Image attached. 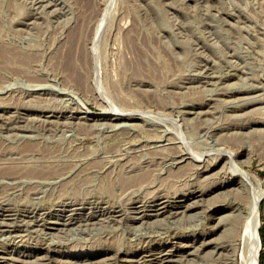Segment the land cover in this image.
I'll return each mask as SVG.
<instances>
[{
	"label": "rangeland",
	"instance_id": "rangeland-1",
	"mask_svg": "<svg viewBox=\"0 0 264 264\" xmlns=\"http://www.w3.org/2000/svg\"><path fill=\"white\" fill-rule=\"evenodd\" d=\"M1 1V42L31 52L34 59L27 73L17 64H10L11 73L0 72V167L36 165L62 170L67 176L60 174L62 178L48 182L40 177L18 176L23 178L17 177L20 182L15 177L0 179V264H31L40 257L52 264H160L154 259L160 256L159 249L178 251L182 245L187 247L173 256L167 253L169 259L162 264H230L218 249L219 238L230 225L219 227L217 219L223 212H214L212 205L234 198L238 204L224 214L230 213L240 226L231 264L242 263L246 203L256 189H264V0ZM8 1L16 8L22 6L26 15L15 17L7 9ZM78 27L81 33L73 49L78 59L70 73L63 61H67L68 37ZM85 112L123 118L85 120ZM26 142L34 151L19 150V154L16 148ZM227 152L236 155L250 179L229 192L190 195L221 178L222 163L215 171L201 170L218 163ZM151 158L157 163L149 185L116 188L113 194L104 190L129 163L145 168ZM72 183L81 184L82 203L72 194ZM249 188L255 189L251 193ZM179 199L193 203V208H174ZM158 202L169 204L163 215H155L153 204ZM259 218V264H264V196ZM87 255L91 262L78 258Z\"/></svg>",
	"mask_w": 264,
	"mask_h": 264
},
{
	"label": "bare ground",
	"instance_id": "bare-ground-1",
	"mask_svg": "<svg viewBox=\"0 0 264 264\" xmlns=\"http://www.w3.org/2000/svg\"><path fill=\"white\" fill-rule=\"evenodd\" d=\"M4 1V0H3ZM15 1V0H14ZM37 1V0H36ZM50 1V0H49ZM48 1V2H49ZM23 2H24V0H23ZM26 2V1H25ZM46 2V1H45ZM51 2V1H50ZM7 3V5H8V8L7 9H9V11L10 12H12L13 14H15V17H17V18H21V17H24L25 15H26V13H25V10H24V8L22 7V6H20V5H18V7L16 8V5L14 6V5H12V2L11 1H8V2H6ZM15 4H18V3H15ZM28 4V3H27ZM26 4V5H27ZM3 4H2V1L0 0V8H1V6H2ZM36 5V4H35ZM33 6V5H32ZM89 6V5H88ZM30 7H31V5H30ZM18 8H20V9H18ZM35 8V7H34ZM1 11V10H0ZM7 11V10H6ZM30 11V10H29ZM98 12V11H97ZM87 13V12H86ZM88 14V13H87ZM94 15V14H93ZM37 17V16H36ZM81 18V17H80ZM22 19V18H21ZM93 19V18H92ZM25 20V19H24ZM37 20V19H36ZM29 21V20H28ZM31 21V20H30ZM85 21H86V19H85ZM34 24V23H33ZM93 24V23H92ZM89 26V25H88ZM72 28V27H71ZM89 29V28H88ZM126 30V29H125ZM129 30H131V29H129ZM93 31V30H92ZM97 31V30H96ZM127 31V30H126ZM128 32H130V31H128ZM128 32H126L125 34H127ZM80 33H81V28L80 27H78L77 29H75L74 31H72L71 33H70V35H69V39H68V52L66 53L67 55H66V58L65 59H67V61L65 60V61H63V62H67V63H65V64H67L66 66L67 67H65V68H68L67 70L68 71H70L69 70V68H73V67H76V66H74V61L76 60L75 59V57H76V55H77V53H76V55L74 54L75 52H73V49H75L74 48V46H75V44L77 45V39H78V37H79V35H80ZM131 33H134V32H131ZM87 35V34H86ZM129 36V35H128ZM127 36V37H128ZM131 37H132V35H131ZM135 37V36H134ZM84 38V37H83ZM129 40V39H128ZM2 40L0 39V72L1 73H3V72H5V73H11V69H10V64H17L19 67H21V68H17V69H22L23 70V72L26 70V73H27V70L29 69V68H32V67H30V66H32V64H31V62H33V59H34V57H33V55L32 54H30L29 52H25L23 49H17V48H11L10 46H9V44L8 45H6L5 43H3V42H1ZM130 42H131V39H130ZM134 42V41H133ZM132 43V42H131ZM135 43V42H134ZM83 44H84V41H83ZM136 44V43H135ZM86 45V44H85ZM61 48V47H60ZM62 49V48H61ZM137 49V48H136ZM29 51V50H28ZM80 52V51H79ZM65 55V54H64ZM79 55V54H78ZM80 55H82L81 53H80ZM60 57V56H59ZM77 58V57H76ZM82 58H84L83 56H82ZM78 59V58H77ZM62 60V59H61ZM80 60V59H79ZM81 60H84V59H81ZM88 60V59H87ZM82 62V61H81ZM75 64H77V61H76V63ZM36 66V65H35ZM61 66H63V65H61ZM77 66H79V65H77ZM87 66V65H86ZM15 67V66H14ZM84 67V66H83ZM203 68V67H202ZM16 69V70H17ZM144 69V68H143ZM15 70V69H14ZM15 70V71H16ZM22 70H20V72L22 71ZM64 70V69H63ZM73 70V69H72ZM75 70H76V68H75ZM32 71V70H31ZM19 72V73H20ZM72 71H70V73H71ZM141 72V71H140ZM25 73V74H26ZM33 73V72H32ZM157 73V72H156ZM15 74V73H14ZM18 74V73H17ZM21 74V73H20ZM24 74V73H23ZM30 74V73H29ZM139 74V73H138ZM137 74V75H138ZM1 76V75H0ZM71 76V75H70ZM78 76V75H77ZM144 76V75H143ZM147 76V75H146ZM152 76V75H151ZM210 76V75H209ZM4 77V76H3ZM30 78V77H29ZM38 78V77H37ZM66 78V77H65ZM75 78V77H74ZM33 79V78H32ZM40 80V79H39ZM195 80V79H194ZM2 77H0V84L2 83ZM33 81V80H32ZM134 81V80H133ZM152 81V80H151ZM193 81V80H192ZM159 82V81H158ZM29 83V82H28ZM31 84H32V82H30ZM85 83V82H84ZM161 83V82H160ZM37 84H38V82H37ZM42 84V83H41ZM81 84V83H80ZM39 85V84H38ZM2 87H3V84H2ZM7 87V86H6ZM79 87V86H78ZM152 88V87H151ZM82 89V88H81ZM133 89V88H132ZM149 89V88H148ZM2 90V89H1ZM136 90H137V88H136ZM140 90V89H139ZM9 91V90H8ZM150 91V90H149ZM148 91V92H149ZM146 93V92H145ZM135 95V94H134ZM41 96V95H40ZM139 97V96H138ZM33 98V97H32ZM144 99V98H143ZM206 99V98H205ZM41 100V99H40ZM151 100H152V98H151ZM150 100V101H151ZM192 100V99H191ZM198 100V99H197ZM7 102V101H6ZM125 103V102H124ZM202 103V102H201ZM8 105V104H7ZM10 105V104H9ZM128 106V105H127ZM22 108H19V109H22V110H26V108H24L23 106H21ZM15 108H17V107H15ZM129 108V107H128ZM153 108V107H152ZM87 109H89V108H87ZM124 109V108H123ZM135 109V108H134ZM160 109V108H159ZM158 109V110H159ZM200 109V108H199ZM140 110V109H139ZM142 110V109H141ZM149 110V109H148ZM18 111V110H17ZM75 111V110H74ZM78 111V110H77ZM201 111V110H200ZM245 111V110H244ZM16 112V111H15ZM126 112H128V111H126ZM206 112V111H205ZM2 114V113H1ZM81 115V114H80ZM116 115V114H115ZM114 115V116H115ZM123 115V114H122ZM12 116V115H11ZM11 116H10V118H11ZM8 117V116H7ZM23 117V116H22ZM32 117V116H31ZM68 117V116H67ZM127 117H129V115H127ZM30 118V117H29ZM48 118V117H47ZM123 117H121V116H119V115H116L115 117H112L111 115H107V114H103V113H98V114H94V115H91V114H89V113H84V116H83V119H85V120H90V119H106V120H112V121H114V120H120L121 121V119H122ZM131 118V117H130ZM35 119V118H34ZM19 120V119H18ZM1 121V120H0ZM3 121V120H2ZM41 121V120H40ZM123 121V120H122ZM259 120L257 119V121L256 122H258ZM16 122V121H15ZM44 122V121H43ZM86 122V121H85ZM103 122V121H102ZM108 122V121H107ZM106 122V123H107ZM255 122V121H254ZM63 123V122H62ZM72 123V122H71ZM125 123V122H124ZM53 124V123H52ZM74 124H76V123H74ZM153 124V123H152ZM42 125V124H41ZM49 125V124H48ZM61 125V124H60ZM96 125V124H95ZM102 125V124H101ZM74 126V125H73ZM82 126H84V125H82ZM97 126V125H96ZM104 126V125H103ZM47 127H49V126H47ZM55 127V126H54ZM65 127V126H64ZM75 127V126H74ZM77 127H79V126H77ZM109 127V126H108ZM146 127V126H145ZM264 127V126H263ZM43 128V127H42ZM62 128V127H61ZM80 128H81V130L80 131H82L81 133L83 134V133H86V128H84V127H81L80 126ZM93 128V127H92ZM110 128V127H109ZM230 128V127H229ZM46 129V128H45ZM52 129V128H51ZM63 129V128H62ZM73 129V128H72ZM71 129V130H72ZM75 129V128H74ZM77 130V129H76ZM108 130V129H107ZM13 131V130H12ZM43 131V130H42ZM73 131V130H72ZM146 131V130H145ZM149 131V130H148ZM230 131V130H229ZM89 133H90V131H88ZM150 132V131H149ZM54 133V132H53ZM152 133V132H151ZM42 134V133H41ZM90 135V134H89ZM146 135V134H145ZM85 136V135H84ZM92 136V135H91ZM162 136V135H161ZM27 140V139H26ZM174 140V139H173ZM31 142V141H30ZM36 142V141H35ZM32 143V142H31ZM40 143V142H39ZM34 144V146L36 147V145H35V143H33ZM32 144V145H33ZM153 144V143H152ZM145 145V144H144ZM155 145V144H154ZM0 146H1V144H0ZM41 146V145H40ZM17 147V146H16ZM34 147V148H35ZM110 147V146H109ZM31 148V145L29 144V143H25V144H22V146L21 147H17L16 149L18 150V152H19V154H20V151L22 150H24V151H26V150H32V149H30ZM40 148V147H39ZM120 148V147H119ZM119 148H117V149H119ZM136 148V147H135ZM143 148V147H142ZM2 149V148H1ZM1 149H0V155H1ZM14 149V148H13ZM64 149V148H63ZM107 149V148H106ZM174 149V148H173ZM3 150V149H2ZM11 149H9V151H10ZM20 150V151H19ZM39 150V149H38ZM43 150V149H42ZM42 150H41V153H42ZM58 150V149H57ZM108 150V149H107ZM111 150V149H110ZM141 150V149H140ZM151 150V149H150ZM162 150V149H161ZM24 151H23V153H24ZM33 151H34V149H33ZM144 151V150H143ZM167 151V150H166ZM168 151H170V150H168ZM172 151V150H171ZM174 151V150H173ZM176 151V150H175ZM186 151V150H185ZM14 152V151H13ZM16 152V151H15ZM31 152V151H30ZM67 152V151H66ZM165 152V151H164ZM22 153V152H21ZM80 153V152H79ZM155 153V152H154ZM172 153H174V152H172ZM171 153V154H172ZM7 154H9V153H7ZM6 154V155H7ZM19 154H17V155H19ZM26 154V153H25ZM52 154V153H51ZM63 154V153H62ZM69 154V153H68ZM114 154V153H113ZM122 154V153H121ZM158 154V153H157ZM166 154V153H165ZM174 154H176V153H174ZM179 154H180V152H179ZM185 154V153H184ZM184 154H181L180 155V158L181 159H184V156H186V155H184ZM9 155H12V153L11 154H9ZM14 155V154H13ZM22 155H24V154H22ZM33 155V154H32ZM45 155V154H44ZM153 155H155V154H153ZM158 155H160V154H158ZM157 155V156H158ZM167 155V154H166ZM178 155V154H177ZM27 156H29V155H27ZM60 156V155H59ZM118 156V155H117ZM120 156V155H119ZM156 156V157H157ZM169 157H170V154L168 155ZM173 156V155H172ZM3 157V156H2ZM9 157V156H8ZM11 157V156H10ZM23 157V156H22ZM35 157V156H34ZM38 157V156H37ZM81 157V156H80ZM148 157V156H147ZM150 157V156H149ZM148 157V158H149ZM152 157V156H151ZM163 157H165V155L163 156ZM163 157H162V160H163ZM176 157V156H175ZM16 158V157H15ZM21 158V157H20ZM25 157H23V158H21V159H24ZM54 158V157H53ZM135 158V157H134ZM137 158V157H136ZM139 158V157H138ZM146 158V157H145ZM166 158V157H165ZM168 158V157H167ZM171 158V157H170ZM169 158V159H170ZM178 158V157H177ZM1 159V158H0ZM21 159H20V161H21ZM26 159V158H25ZM49 159V158H48ZM79 159V158H78ZM87 159V158H86ZM104 159V158H103ZM102 159V160H103ZM142 159V158H141ZM158 159V158H157ZM4 160V159H3ZM6 160V159H5ZM8 160H10V158L8 159ZM14 160V159H13ZM46 160V159H45ZM68 160H71V159H68ZM67 160V161H68ZM126 160V159H125ZM133 161L135 160V159H132ZM136 160H139V159H136ZM135 160V161H136ZM144 160V159H143ZM172 160V159H171ZM175 160V159H174ZM217 160V159H216ZM1 161V160H0ZM15 161V160H14ZM16 161H18L17 160V158H16ZM33 161V160H32ZM44 161V160H43ZM127 161V160H126ZM130 161H131V159H130ZM180 161V160H179ZM178 161V162H179ZM4 162V161H3ZM29 162V161H28ZM36 162H38V161H36ZM50 162V161H49ZM63 162V161H62ZM98 162V161H97ZM102 162H104V161H102ZM101 162V163H102ZM123 162H125V161H123ZM214 162V161H213ZM5 163V162H4ZM3 163V164H4ZM9 163V162H8ZM15 163V162H14ZM14 163H12V164H14ZM32 163V162H31ZM43 163H45V161L43 162ZM60 163V162H59ZM72 163V162H71ZM143 163H144V161H143ZM147 163V162H146ZM157 163V161L155 162V160H153L152 158H151V160H149V162L147 163V164H145V168H143V166H141V164H139V163H136V162H131V163H129L127 166H126V168H124L123 169V171H121L120 173H117L116 174V176L114 177V179H110L105 185H104V188H106V189H104V190H108V192L110 193V194H113V191L116 189V188H121V189H124V190H127V189H133V188H137V187H141V186H143L144 184H148L149 183V181L151 180V175H152V170H153V168H154V165ZM164 163H165V161H164ZM168 163H169V161H168ZM175 163H177V162H175ZM181 163V162H180ZM193 163V162H192ZM221 163H222V167L220 168V170H219V172L218 173H223L221 176H218V177H221L220 179H218L216 182H214V184H212L210 187L209 186H206V187H209V188H203L202 190H198V191H195V192H192L190 195H192L193 197L194 196H202V195H204L205 193L207 194H209V193H213V192H215V195L216 194H219L220 192H221V190H223L224 192L225 191H231V190H233V186H235V185H237L239 182H241V181H243V180H246V179H250V177H249V174H247L244 170H243V168L241 167L242 165H240L241 163H239L238 162V160H236V155L234 154V153H232V152H227V153H223L222 155H221V159H220V161L218 162V163H216V164H214V165H211V166H209V164H208V166H207V168L206 169H204V170H201V171H203V172H209V171H213L216 167H218V166H220L221 165ZM244 163V162H243ZM1 164V163H0ZM33 164H35V163H33ZM36 164H38V163H36ZM42 164V163H41ZM48 164V163H47ZM104 164V163H103ZM205 164V163H204ZM2 165V164H1ZM11 164H9V166H7L6 165V167L4 166V167H0V179H4V178H12L13 180H14V177L16 178V180H19L21 177H18V176H23L24 178L25 177H29L28 178V180L30 179V177L32 178L33 177V179L35 180V178L37 179V177L39 178H44V180L46 179V181H44L43 180V182H48V181H50L49 179H52V178H54V179H56L57 178V176H59L60 174H62V173H64V172H62V170H59V169H46V168H38V167H36V165H35V167H33V168H29V169H22V168H18V167H12V166H10ZM17 165V164H16ZM15 165V166H16ZM24 165V164H23ZM22 165V166H23ZM61 165H63L62 163H61ZM70 165V164H69ZM74 165V164H73ZM86 165V164H85ZM102 165V164H101ZM122 165V164H121ZM172 165V164H171ZM192 165V164H191ZM227 165V166H226ZM38 166V165H37ZM45 166V165H44ZM43 166V167H44ZM55 166V165H54ZM53 166V167H54ZM56 166H58V164H56ZM60 166V165H59ZM157 167H158V165H156ZM165 165H163V167H164ZM206 166V165H205ZM30 167V166H29ZM64 167V166H63ZM99 167V166H98ZM177 167H179V166H177ZM186 167V166H185ZM52 168V167H51ZM55 168H58V167H55ZM62 168V167H61ZM60 168V169H61ZM162 168V167H161ZM75 169V168H74ZM84 169V168H83ZM82 169V170H83ZM121 169V168H120ZM119 169V170H120ZM155 169V168H154ZM65 170V169H64ZM70 170V169H69ZM118 170V169H117ZM116 171V170H115ZM114 171V172H115ZM156 172H157V170H155ZM215 171V170H214ZM74 172V171H73ZM83 173V172H82ZM86 173V172H85ZM94 173V172H93ZM111 173V172H110ZM66 174V173H65ZM65 174H62V177H63V175H65ZM77 174V173H76ZM113 174V173H112ZM115 174V173H114ZM217 174V173H216ZM81 175V174H80ZM79 175V176H80ZM108 175V174H107ZM155 175V174H154ZM171 175V174H170ZM174 175V174H173ZM192 175V174H191ZM213 175V174H212ZM211 175V176H212ZM218 175V174H217ZM216 175V176H217ZM65 176H67V175H65ZM165 176V175H164ZM166 176H167V174H166ZM210 176V177H211ZM17 177L19 178V179H17ZM62 177H60L59 176V178H62ZM76 177H77V175H75V179H76ZM83 177H84V175H83ZM86 177H89V175L88 176H86ZM90 177H92V176H90ZM108 177H109V175H108ZM107 177V178H108ZM182 177V176H181ZM85 178V177H84ZM106 178V179H107ZM111 178V177H110ZM153 178V177H152ZM166 178V177H165ZM164 178V179H165ZM217 178V177H216ZM26 179V178H25ZM24 179V180H25ZM79 179V178H78ZM78 179H76V180H78ZM83 179V178H82ZM105 179V178H104ZM162 179V178H161ZM182 179V178H181ZM8 180H10V179H8ZM13 180H10V181H13ZM21 180V179H20ZM20 180H19V182H20ZM22 180H23V178H22ZM21 180V181H22ZM53 180V179H52ZM58 180V179H57ZM87 180V179H86ZM85 180V182H87ZM89 180V179H88ZM93 180V179H92ZM91 180V181H92ZM183 180V179H182ZM253 180V179H252ZM254 180H256V179H254ZM253 180V181H254ZM33 181V180H32ZM53 181H55V180H53ZM67 181V180H66ZM65 181V183H67ZM82 181L83 180H81V183H82ZM94 181H97V180H94ZM105 181H107V180H105ZM104 181V182H105ZM202 181V180H201ZM247 181V180H246ZM34 182V181H33ZM42 182V181H41ZM74 182V181H73ZM84 182V181H83ZM88 182H90V181H88ZM245 182V181H244ZM63 183V182H62ZM69 183H70V181H69ZM68 183V184H69ZM75 183V182H74ZM78 183V182H77ZM242 183V182H241ZM240 183V184H241ZM258 183H259V181H258ZM64 184V183H63ZM63 184H62V187H63V189H64V186L66 185H64L63 186ZM67 184V185H68ZM76 184V183H75ZM85 183H83V185H84ZM92 184H94L93 182H92ZM96 184V183H95ZM163 184V183H162ZM210 184V183H209ZM247 184V183H246ZM249 184V183H248ZM4 185V184H3ZM41 185V184H40ZM81 185V184H80ZM76 186V187H74V184L72 183L71 184V186H73L74 188H72L73 189V192H72V194L74 193L75 195V198H78L79 200L80 199H82V198H80L81 196H80V193H81V190H83V189H81V186ZM86 185V184H85ZM149 185V184H148ZM158 185V184H157ZM206 185H207V183H206ZM48 186V185H47ZM70 186V185H69ZM97 186V185H96ZM145 186V185H144ZM179 186V185H178ZM252 186V185H251ZM260 186V185H259ZM21 187V186H20ZM35 187V186H34ZM37 187L38 186H36V188L35 189H37ZM45 187H46V185H45ZM84 187H87V186H84ZM84 187H82V188H84ZM94 187V186H93ZM146 187V186H145ZM144 187V188H145ZM157 187V186H156ZM164 187V186H163ZM189 187V186H188ZM255 187V186H254ZM7 188V187H6ZM29 188V190H30V187H28ZM27 188V189H28ZM89 188V187H88ZM202 188V187H201ZM239 188V187H238ZM256 188H257V186H256ZM63 189H61V192L63 191ZM65 189H67V187L65 188ZM69 189H70V187H69ZM68 189V190H69ZM87 189V188H86ZM95 189V188H94ZM96 189H98V186H97V188ZM103 189V188H102ZM199 189V188H198ZM250 189V188H249ZM253 189H255V188H253ZM253 189H250V192H251V190H253ZM60 190V189H59ZM67 190V191H68ZM89 191H92L91 189H88ZM118 190V189H117ZM120 190V189H119ZM149 190V189H148ZM166 190V189H165ZM196 190V189H195ZM220 190V192H218V193H216V191H219ZM31 191L32 190H30V193H31ZM41 191V190H40ZM94 191V190H93ZM96 191V190H95ZM94 191V192H95ZM121 192H118L117 191V193H121L122 194V190H120ZM243 191V190H242ZM18 192H20V191H18ZM25 192H27L26 190H25ZM34 192H36V191H34ZM37 192H38V190H37ZM70 192V191H69ZM68 192V193H69ZM87 192V191H86ZM99 192V191H98ZM101 192V191H100ZM102 192H103V190H102ZM105 192H107V191H105ZM105 192H103L102 194H105ZM134 192V191H133ZM139 192V191H138ZM165 192V191H164ZM28 193V192H27ZM45 193V192H44ZM52 193V192H51ZM50 193V194H51ZM65 193V192H64ZM67 193V192H66ZM89 193V192H88ZM87 193V194H88ZM109 193H108V195H109ZM135 193V192H134ZM252 193V192H251ZM32 194V193H31ZM35 194V193H34ZM41 194V193H40ZM39 194V195H40ZM48 194V193H47ZM84 194V193H83ZM83 194H82V196H83ZM87 194H85V195H87ZM90 194V193H89ZM93 194V193H92ZM96 194V193H95ZM101 194V193H100ZM128 194H130V193H128ZM139 194V193H138ZM145 194V193H144ZM177 194V193H176ZM187 194V193H186ZM199 194V195H198ZM231 194V193H230ZM248 194H250L249 192H248ZM38 195V196H39ZM71 195V194H70ZM98 195H99V193H98ZM106 195V194H105ZM164 195V194H163ZM168 195V194H167ZM167 195H166V197H167ZM171 195V194H170ZM240 195H241V193H240ZM18 196V195H17ZM49 196V195H48ZM62 196V195H61ZM79 196V197H78ZM90 196V195H89ZM95 196V195H94ZM93 196V197H94ZM118 196V195H117ZM116 196V197H117ZM120 196V195H119ZM134 195H132V197H133ZM139 196V195H138ZM145 196V195H144ZM161 196V195H160ZM159 196V197H160ZM169 196V195H168ZM175 196V195H174ZM249 196V195H248ZM263 196H264V189H262V190H259V188H258V190L256 189L252 194H250V196H249V198H248V204L246 203V205H247V208H246V210H247V212H246V220H245V223H244V245H243V247H242V259H241V257H240V259H241V261H242V263H239V264H259V251H260V248H261V241H260V238H259V235H258V229H259V225H260V218H259V203H260V200L263 198ZM3 197V196H2ZM63 197V196H62ZM61 197V198H62ZM66 197V196H65ZM97 197V196H96ZM98 197H100V195L98 196ZM97 197V198H98ZM102 197V196H101ZM105 197V196H104ZM109 197V196H108ZM108 197H106V198H108ZM143 197V196H142ZM155 197V196H154ZM154 197H151V198H149L150 200H153L154 199ZM158 197V196H157ZM241 197V196H240ZM4 198V197H3ZM19 198V197H18ZM44 198H45V196H44ZM70 198V197H69ZM74 198V199H75ZM84 198V197H83ZM95 198V197H94ZM111 198V197H110ZM118 198V197H117ZM116 198V199H117ZM136 198V197H135ZM175 198V197H174ZM211 198V197H210ZM242 198V197H241ZM2 199V198H1ZM6 199V198H5ZM71 199V198H70ZM91 199H92V197H91ZM96 199V198H95ZM103 199V198H102ZM109 199V198H108ZM118 199H120V198H118ZM166 199V198H165ZM164 199V200H165ZM168 199V198H167ZM166 199V200H167ZM192 199V198H191ZM195 199V198H194ZM200 199V198H199ZM247 199V198H246ZM83 200H85V199H82V200H80L81 201V203H82V201ZM87 200V199H86ZM99 199H97V201H98ZM110 200V199H109ZM168 200H170V199H168ZM17 201V200H16ZM20 201V200H19ZM77 201V200H76ZM75 201V202H76ZM93 201V200H92ZM96 201V200H95ZM96 201V202H97ZM111 201V200H110ZM109 201V202H110ZM113 201V200H112ZM206 201V200H205ZM6 202V201H5ZM55 202V201H54ZM73 202V201H72ZM91 202V201H90ZM103 202H106V199H105V201L103 200ZM115 202V201H114ZM120 202H122V201H120ZM146 202V201H145ZM144 202V203H145ZM150 202V201H149ZM154 202V201H153ZM156 202V201H155ZM166 202V201H165ZM165 202H158L157 204H153V203H151V204H153L154 205V207H156V214L155 215H163L165 212H167L168 210H169V204H165ZM200 202V201H199ZM28 203V202H27ZM33 203V202H32ZM89 203V202H88ZM92 203H94V202H92ZM107 203V202H106ZM171 203V202H170ZM189 203H191V202H189ZM196 203V202H195ZM240 203V202H239ZM72 204V203H71ZM70 204V205H71ZM107 204H109V203H107ZM115 204V203H114ZM121 204H123V203H121ZM131 204V203H130ZM142 204V203H141ZM150 204V203H149ZM236 204H238V201H237V199L236 198H234V200H232V201H229L228 199H223V200H220V202H217V203H215V205L213 204L212 206H213V211L214 212H216V213H219V212H223V214L222 215H219V219H217L218 220V223H219V227H222V226H224V227H226L227 225H230V227L229 228H227V232H225L222 236H220V241H219V243H218V246H219V250H220V255H222L221 257H223V259L224 260H226L227 261V263H232L233 261H235L234 260V258H235V254H236V243H235V241L237 240V236L239 235L238 234V232H240V231H237L236 232V230H237V228H239L240 226L238 225V223H237V221L236 220H234V219H232V218H230V213H228V214H224V212H226V211H233V208H235L234 206L236 205ZM124 206H125V204H123ZM123 205H121V206H123ZM127 205V204H126ZM140 205V204H139ZM143 205V204H142ZM27 206V205H26ZM78 206H80L79 204H78ZM85 206V205H84ZM87 206V205H86ZM99 206V205H98ZM101 206V205H100ZM103 206V205H102ZM113 206V205H112ZM115 206V205H114ZM120 206V207H121ZM129 206V205H128ZM135 206V205H134ZM149 206V205H148ZM193 203H191V204H185V200H178L177 202H175V204H174V208H176V209H179V208H183V210L184 211H186V210H190V209H192L193 208ZM21 207V206H20ZM44 207V206H43ZM74 207V206H73ZM72 207V208H73ZM76 207V206H75ZM90 207H91V205H90ZM105 207V206H104ZM103 207V208H104ZM109 207V206H108ZM119 207V206H118ZM126 207V206H125ZM124 207V208H125ZM142 207V206H141ZM203 207V206H202ZM242 207V206H241ZM3 208V207H2ZM62 208V207H61ZM69 208V207H68ZM80 208V207H79ZM86 208V207H85ZM122 208V207H121ZM144 208V207H143ZM29 209V208H28ZM54 209V208H53ZM83 209V208H82ZM88 209H89V207H88ZM106 209V208H105ZM116 209V208H115ZM133 209V208H132ZM8 210V209H7ZM73 210H75V209H73ZM97 210V209H96ZM95 210V211H96ZM99 210V209H98ZM111 210H113V208L111 207ZM140 210H141V208H140ZM28 211V210H27ZM72 211V210H71ZM110 211V210H109ZM115 211H117V210H115ZM131 211V210H130ZM135 211V210H134ZM138 211V210H137ZM176 211V210H175ZM1 212V211H0ZM10 212V211H9ZM8 212V213H9ZM12 212V211H11ZM45 212V211H44ZM92 212V211H91ZM98 212V211H97ZM102 212H104L103 210H102ZM101 212V213H102ZM106 212V211H105ZM143 212V211H142ZM170 213H171V211H169ZM172 212H174V210L172 211ZM4 213H6V212H4ZM40 213V212H39ZM99 213V212H98ZM119 213V212H118ZM148 213V212H147ZM178 213V212H177ZM186 213V212H185ZM16 214V213H15ZM74 214V213H73ZM95 214V213H94ZM105 214H107V213H105ZM110 214H111V212H110ZM109 214V215H110ZM135 214V213H134ZM245 214V213H244ZM90 215V214H89ZM97 215V214H96ZM133 215V214H132ZM151 215V214H150ZM166 215V214H165ZM7 216V215H6ZM47 216V215H46ZM68 216V215H67ZM72 216V215H71ZM82 216H85V215H82ZM95 216V215H94ZM98 216V215H97ZM102 216V215H101ZM114 216V215H113ZM130 216H131V213H130ZM129 216V217H130ZM138 216V215H137ZM145 215H140V216H138L139 218H142V217H144ZM147 216V215H146ZM13 217V216H12ZM11 217V218H12ZM78 217V216H77ZM92 217V216H91ZM108 217V216H107ZM136 217V216H135ZM138 217H136V218H138ZM177 217V216H176ZM241 217V216H240ZM69 218V217H68ZM71 218V217H70ZM82 218V217H81ZM90 218V217H89ZM101 218V217H100ZM103 218H105V217H103ZM132 218V217H131ZM138 218V219H139ZM213 218V217H212ZM218 218V217H217ZM26 219V218H25ZM37 219V218H36ZM79 219H80V217H79ZM78 219V220H79ZM88 219V218H87ZM87 219H86V221H87ZM109 219V218H108ZM108 219H105V220H107L108 221ZM115 219V218H114ZM130 219V218H129ZM152 219V218H151ZM155 219V218H154ZM160 219V218H159ZM167 219V218H166ZM69 220V219H68ZM71 220V219H70ZM96 220V219H95ZM133 220V219H132ZM165 220V219H164ZM53 221V220H52ZM74 221V220H73ZM83 221H85V219L83 220ZM82 221V222H83ZM110 221V220H109ZM156 222L157 220H152L151 222ZM159 221V220H158ZM162 221V220H161ZM242 221V220H241ZM28 222H29V220H28ZM76 222V221H75ZM79 222V221H78ZM81 222V221H80ZM239 222V221H238ZM12 223V222H11ZM114 223V222H113ZM142 223V222H141ZM144 223V222H143ZM146 223V222H145ZM100 224H102V223H100ZM106 224V223H105ZM152 224V223H151ZM11 225V224H10ZM65 225V224H64ZM126 225V224H125ZM132 225V224H131ZM135 225V224H134ZM141 225V224H140ZM241 225H242V223H241ZM1 226V225H0ZM78 226V225H77ZM86 226V225H85ZM137 226V225H136ZM26 227V226H25ZM39 227V226H38ZM37 227V228H38ZM101 227V226H100ZM99 227V228H100ZM242 227V226H241ZM70 228V227H69ZM90 228H92V227H90ZM133 228V227H132ZM1 229V228H0ZM3 229V228H2ZM226 229V228H225ZM241 229V228H240ZM7 230V229H6ZM239 230V229H238ZM46 232V231H45ZM242 232V231H241ZM44 233V232H43ZM176 233V232H175ZM174 234V233H173ZM242 235H243V233H242ZM53 237V236H52ZM204 237V236H203ZM239 238V237H238ZM240 238H242V237H240ZM237 242V241H236ZM240 242V241H239ZM137 243V242H136ZM175 243V242H174ZM200 243H201V241H200ZM199 244V243H198ZM207 244H209V241H202V245H207ZM174 245V244H173ZM111 246V245H110ZM191 246V245H190ZM189 246V247H190ZM199 246V245H198ZM240 246V245H239ZM76 247V246H75ZM98 247V246H97ZM185 247H187V246H183L182 245V247H181V249L180 250H172V249H170L169 251H172V252H164V249H159V251H158V253L160 254V256H158V257H154V259L156 260V262H158V263H160V264H162V262H165V261H167L168 259H169V255L167 254V253H171L170 255H174V253H177V252H181V251H183L182 249L183 248H185ZM145 248V247H144ZM174 248V247H173ZM179 248V247H178ZM146 249V248H145ZM7 250V249H6ZM188 250V249H187ZM195 250V249H194ZM193 250V251H194ZM43 251V250H42ZM48 251V250H47ZM60 251V250H59ZM185 251V250H184ZM218 251V250H217ZM164 252V253H163ZM186 252V251H185ZM196 252H197V250H196ZM2 253V252H1ZM37 253V252H36ZM47 253V252H46ZM147 253V252H146ZM184 253V252H183ZM42 254V253H41ZM45 254V253H44ZM49 254V253H48ZM141 254L143 255V252H141ZM152 254V253H151ZM240 254V255H241ZM27 255V254H26ZM35 255V254H34ZM219 255V256H220ZM1 256H3V255H1ZM25 256V255H24ZM30 256V255H29ZM91 256V255H90ZM96 256V255H95ZM118 256V255H117ZM131 256H136L135 254H132ZM218 256V257H219ZM48 257H49V255H48ZM92 257V256H91ZM115 257V256H114ZM181 257H184V256H181ZM2 258V257H1ZM14 258V257H13ZM23 258V257H22ZM82 262H85L86 260H88L89 259V256L87 255V256H81V257H78ZM78 258H76V260L78 259ZM117 258V257H116ZM122 258V257H121ZM121 258H119V259H121ZM146 258V257H145ZM30 259V258H29ZM49 259V258H48ZM102 259V258H101ZM104 259H105V257H104ZM122 259H124V257L122 258ZM130 259V258H129ZM149 259V258H148ZM176 259V258H175ZM22 260V259H21ZM43 260H45L43 257H40V258H37L35 261H33L31 264H52L51 263V261L50 262H44ZM50 260V259H49ZM61 260V259H60ZM108 260V259H107ZM114 260V259H113ZM48 261V260H47ZM59 261V260H58ZM90 260H88V262H89ZM94 261V260H93ZM105 261V260H104ZM108 261H110V259L108 260ZM114 261H116V260H114ZM127 262L129 261V260H126ZM131 261V260H130ZM194 261V260H193ZM199 261V260H198ZM23 262V261H22ZM71 262V261H70ZM80 262V261H79ZM91 262V261H90ZM96 262V261H95ZM99 262V261H98ZM107 261H105V262H102L101 263V261L99 262V263H101V264H107L106 263ZM117 262V261H116ZM138 262V261H137ZM146 262V261H145ZM189 262V261H188ZM187 262V263H188ZM27 263V262H26ZM60 263V262H59ZM66 263V262H65ZM94 263V262H93ZM109 263V262H108ZM167 263V262H166ZM213 263V262H212ZM12 264V263H11ZM54 264V263H53ZM78 264V263H77ZM81 264V263H80ZM86 264V263H85ZM88 264V263H87ZM91 264V263H90ZM96 264H98V263H96ZM124 264V263H123ZM127 264V263H126ZM136 264V263H135ZM137 264H141V263H137ZM143 264V263H142Z\"/></svg>",
	"mask_w": 264,
	"mask_h": 264
},
{
	"label": "trees",
	"instance_id": "trees-1",
	"mask_svg": "<svg viewBox=\"0 0 264 264\" xmlns=\"http://www.w3.org/2000/svg\"><path fill=\"white\" fill-rule=\"evenodd\" d=\"M261 237H262V235H261ZM262 241H263V244H264V239L262 238Z\"/></svg>",
	"mask_w": 264,
	"mask_h": 264
}]
</instances>
